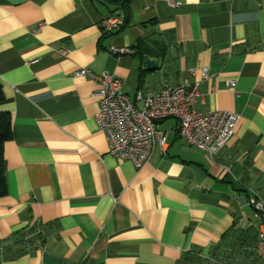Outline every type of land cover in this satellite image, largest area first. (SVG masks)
<instances>
[{"label":"crops","instance_id":"0c3cea01","mask_svg":"<svg viewBox=\"0 0 264 264\" xmlns=\"http://www.w3.org/2000/svg\"><path fill=\"white\" fill-rule=\"evenodd\" d=\"M80 69L119 77L134 103L199 81L196 109L236 113L234 134L211 156L161 120L165 146L136 169L108 154ZM0 83V264H262L264 0H0Z\"/></svg>","mask_w":264,"mask_h":264},{"label":"built area","instance_id":"2783aa9c","mask_svg":"<svg viewBox=\"0 0 264 264\" xmlns=\"http://www.w3.org/2000/svg\"><path fill=\"white\" fill-rule=\"evenodd\" d=\"M106 33L122 25L119 15L101 21ZM111 52L123 54L125 48L111 47ZM68 51L63 50V54ZM196 68L191 70L195 73ZM201 78L207 79V68L200 69ZM75 77H86L96 82L94 95L99 100L96 116L98 128L105 134L108 154L127 159L136 169L142 168L151 158L155 146L164 147L167 132L158 127L161 120L174 118L178 122V135L190 147L217 154L233 136L239 117L222 109L200 112L196 102L201 97L199 81L165 87L158 92L136 94L134 103L122 90L123 81L104 71L96 74L88 69L74 72ZM234 85V82H230ZM250 203L261 217L255 252L264 264V202L251 198Z\"/></svg>","mask_w":264,"mask_h":264},{"label":"trees","instance_id":"16d2710c","mask_svg":"<svg viewBox=\"0 0 264 264\" xmlns=\"http://www.w3.org/2000/svg\"><path fill=\"white\" fill-rule=\"evenodd\" d=\"M125 4L126 2L123 1L121 7L123 13L127 14ZM5 103H6V99L3 95L2 86L0 83V197L4 196L7 193L3 146L4 143L11 138V115L9 111L2 109Z\"/></svg>","mask_w":264,"mask_h":264},{"label":"water","instance_id":"95a60500","mask_svg":"<svg viewBox=\"0 0 264 264\" xmlns=\"http://www.w3.org/2000/svg\"><path fill=\"white\" fill-rule=\"evenodd\" d=\"M155 62L153 60H147L146 65L148 69L153 68Z\"/></svg>","mask_w":264,"mask_h":264}]
</instances>
